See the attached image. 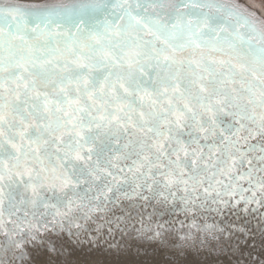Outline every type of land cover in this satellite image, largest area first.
<instances>
[{
	"label": "rangeland",
	"instance_id": "1",
	"mask_svg": "<svg viewBox=\"0 0 264 264\" xmlns=\"http://www.w3.org/2000/svg\"><path fill=\"white\" fill-rule=\"evenodd\" d=\"M49 1L42 7L77 0ZM180 1L164 0L166 18L180 10ZM206 2L246 16L257 32H264L262 15L247 7L264 12V0H195L191 7L210 11ZM19 5L16 0H0V8ZM127 16L129 20L122 18V26L116 25L121 30L128 22H137ZM156 23L167 25L164 20ZM0 31V48L10 50V55L0 51V175L5 183L2 191L7 188L0 192V223L9 222V228L15 226L17 231L30 218L34 228L33 233L20 230L22 235L13 239L6 237L8 228L0 231V264H264V119H255L257 105L243 107L229 100L219 107V102L211 103L218 99L204 89L197 90L203 100L179 86L168 90L171 70L180 67L184 71L186 66L174 57L181 59L184 52L190 55L201 47L189 43L187 51L183 43L172 45L165 36L156 37L157 29L141 26L138 34L144 37L145 32H153L155 50H166L161 60H153L158 67L169 65L168 75L158 73L167 88L165 84L160 89L154 85L145 88L143 80L133 77L130 86L136 89L126 100L101 102L110 99L93 92L102 84V75L117 78L122 66L136 72L143 63L131 59V63L115 65L119 70L114 72L109 57L113 55L89 43L105 38L93 26L82 31L80 42L73 44L65 37L58 43L60 48H53H84V44L87 51L82 56L87 57L77 61L81 55L76 54L70 62H65L68 55L49 58V51L45 58H35L38 54L28 52V42L34 41L24 30ZM194 33L200 38L201 32ZM183 35L181 42L197 40ZM206 36L204 33L203 38ZM50 40L54 42L47 35L36 42ZM171 51L178 57L169 55ZM104 59L106 67L98 71L101 66L95 64L100 60L104 64ZM77 80L78 87L71 86ZM85 81L97 83L87 82L92 85L85 90L91 103L78 96ZM71 96L81 106L75 111ZM238 97L232 99L238 103ZM128 103L134 110L121 116ZM108 104L113 116L106 109L98 117L85 116ZM57 111L67 118L79 115L77 128L68 131ZM49 165L57 166L47 170ZM30 167L51 171L53 180L37 188L31 185L33 190L22 186L23 182L15 183V178L6 179L9 169L19 168L29 176L27 180L36 182L38 171L27 174ZM140 170L147 172L140 177L145 181L135 177ZM17 186H21L18 198L17 188L9 189ZM47 191L46 199L54 202H43L39 212L25 210L31 201L27 196L32 193L40 199ZM12 204L16 206L11 213L7 206ZM36 213L38 217H34Z\"/></svg>",
	"mask_w": 264,
	"mask_h": 264
},
{
	"label": "bare ground",
	"instance_id": "2",
	"mask_svg": "<svg viewBox=\"0 0 264 264\" xmlns=\"http://www.w3.org/2000/svg\"><path fill=\"white\" fill-rule=\"evenodd\" d=\"M16 1H19L21 5L11 8H0V22H2L0 23V30H2V32H7V34H9L14 28L16 31L20 30L22 32V30H24V34L31 37V39L34 41L32 42V44L28 42L29 46L31 47V50H29L28 52H31L33 55L38 54V56H36L35 58H45L49 51L51 55L48 54V56H50L49 58L51 59H55V57L56 59H61L63 56L68 55L70 56V58L66 59L65 62H70L72 59H74V57L72 56L80 54L81 56H78V58L76 59L77 61L83 60V58L87 57L85 55L82 56V54L86 53L87 51V48H85L84 44V48H82L80 45H75L74 47L73 45H68L69 47L67 50L64 49L65 51H58L54 50L53 48H60L61 46L58 43L63 42L62 40L67 38H70V42H74L73 44H75L76 42H80V34H82V31L89 29L90 26H93L94 31H97V33L104 35L105 38L89 43L92 45L98 44L97 47L101 46L103 47L102 50L107 51L106 53L109 52L108 54L110 55H113L109 57L112 58L111 68H113L114 72L119 70V68L115 67V65H118L119 63H131V61L135 59L137 62L143 63L141 65H138L139 67L136 72H134V68L129 70L126 66H122V72L120 71L118 72V74H116V76H118L117 78L112 77L113 75L110 76L109 74H107L105 80L104 76L102 74H99L102 75V84H100L99 88L93 92H96L98 94L100 92L99 95L102 98H110H105L101 102H107L108 100L111 102L113 98L116 103L126 100L128 95L134 92V90L136 89H134L133 86H130V81L133 79V77H137L136 81L139 82L143 80V84H145L143 86H145V88H147V86L154 85L155 87L160 89L164 84L167 88L166 82L164 81V79L163 81L161 80V76H159L158 73L163 75V73L166 72L165 74H167V71L170 70L169 65L163 66L164 68L160 67L159 65V68L158 65H155L153 60L156 58L161 60L163 57L161 54H166V50L164 48L159 49L158 51L155 50L156 41H154L153 32H145L146 35H144V37L138 34V29L143 26L145 28L149 27L153 31L157 29L159 34H157L156 31V37L160 38L161 36H165L167 39L166 42H172V45H175L174 42L183 43V49L185 48V50L187 51L190 49L189 43H194L195 46L198 45V47H201L197 48V50H195V52L190 55H186V52L183 51L184 54L181 59L180 56L178 57V55L174 54L173 51L169 53V55H177L178 58L174 57L175 60H178V63L184 62L186 66L184 71H181L182 69H180L179 67L177 69H172L170 75L167 74L169 76L167 80L169 79L168 82L170 81L168 90H171V88L174 90V85L176 87L179 86L181 90H184V92L194 95L197 100H203V97H201L202 95L200 96L201 93H199L197 90L204 89V91L210 93L211 95L215 96L214 98L218 99V101L215 100L211 103L214 105V103L216 104L217 102H219V107L221 104L223 105L224 103H226L225 101L229 100L236 103L238 106L243 107H254L252 105L256 104L257 108L254 111V115H256L255 119L258 121L264 119V32L262 30V32L259 31L261 34L257 32L256 29L250 25L246 16L243 17L230 9L222 8V6L210 2L205 3L207 5H214L207 6V8H209L208 10L210 11H201L199 10L200 8L196 9L193 6L191 7L195 0H181L179 4L180 10L172 14L170 13L167 18L166 14H164L165 12L162 10V3L164 2V0H159L160 2H157L158 0H87L86 2L77 0L65 6L46 5V7L42 6L50 2L49 0ZM93 1H100L101 4L99 6L94 5ZM187 4L190 7H186L188 6ZM156 6H160L161 8L158 7L157 10ZM247 7L251 8V11H257L262 15L264 19L263 11L256 9V7H253L252 5H249ZM251 11H246V13H248V16L253 15ZM127 14H130L132 15V17L137 18V22H135V24L132 22H128L124 24V27L121 30V28L117 27L116 25L122 26L123 19L129 20ZM182 18H185V20H183ZM191 19H193L192 22H190ZM161 20L167 22V25L165 26H168L170 28H164L165 26L163 27V25L156 23L157 21L161 22ZM206 23H209V25L207 24V27H205ZM210 26L211 28H209ZM116 30H118L119 32ZM196 30L201 32V35L199 34L200 38L196 36L198 34L194 33ZM214 31H216L215 35H213L212 33ZM204 33L207 34L205 38H203ZM183 34L193 35L194 37H197V40L195 42H181L185 40V36ZM47 35H51L54 39V42H52L51 40L49 42H36V40L44 39V37H46ZM210 37L212 38L211 40ZM56 40L58 42H56ZM254 41L258 46L254 43ZM115 42L120 43L115 44ZM196 42H198V44H196ZM19 45L21 46H18V48H21L22 44ZM0 51L3 54H5L4 52H6V54L10 55V50H8L7 52L3 50V48H0ZM165 59L167 60V58ZM106 60L107 59H104V64L100 63L101 60L98 62V65L95 64V67L101 66L99 67L98 71H103V67H106ZM229 62H231L230 65ZM129 65H131V67L133 66L132 64ZM171 65L172 63H170V66ZM209 65H211V68L209 67ZM228 67L232 68L229 69ZM46 69L48 68L46 67ZM217 73L219 74V76L217 75ZM93 75L97 74L93 72ZM124 75L128 79H125ZM77 82L78 80L71 86L78 87L76 84ZM87 82L92 84L95 83L93 81H85L82 83V88L78 96L80 95L79 98L85 96L83 100L89 97V94L86 95L85 90L92 88V85H88ZM117 84L121 85L119 89L116 87ZM71 86L69 85L70 88ZM70 88L68 89L70 90ZM72 91L73 90L69 91L68 93H73ZM137 93L141 95L140 92ZM225 94H229L227 96H229L230 99H228ZM233 95H237L235 97L239 96L238 99L242 102L239 101L237 103L236 100L232 99L235 98ZM54 97L53 99H55ZM72 97L73 96L70 97L73 100V102L71 101V107L72 110L75 111L81 106L77 102L78 100L75 102L74 98ZM94 97L97 96L94 95ZM87 100L88 103H91L89 99ZM97 103H99V101ZM109 105L110 104L100 109H92L90 110L91 112L86 113L85 116L98 117V115H101V112L105 109L109 110L111 116H113L111 111L112 109H110ZM125 107L127 109H123L124 107L122 108L123 110L119 109L122 110L119 113L121 114V116H125V114L130 113L134 110V107L131 103H128V105H126ZM57 112V116H59L61 120L64 118L65 126L68 131L72 130L73 128H77L75 122L79 120V115L77 117L76 115H74L75 117L70 116L67 118L63 114H61V111ZM241 114L243 116L245 115L243 113ZM245 117L248 116L245 115ZM85 122L86 121L84 119L82 123L85 124ZM56 145L60 147V144ZM51 166L49 165V168L47 170L51 168L56 169L55 167L57 165ZM32 167H30L31 169L29 170L26 169L27 174H29V172H35L37 170L38 173H36L37 176L35 177L37 179L36 182L31 179L27 180L29 176L26 177L24 174L25 171L19 168L12 170L9 169V172H7L9 174L6 175V179L13 180L15 178V183H24L25 185L22 186H27V189H33V187H30L31 185L36 186V188L41 187L44 183L49 184V180H53L52 175H54V173H50L51 171L38 170L37 168H42L41 165H37L36 170ZM135 173L137 174L135 177H139V180H144L141 178L146 177L147 172L140 170L139 172ZM125 174H127V172H125ZM70 176L72 177V174H70L69 177ZM4 184V179L2 180V175H0V192L2 191V186H4ZM11 184L14 183L12 182ZM20 187L21 186L9 188L10 191H14L16 190L14 188H17V190L14 191L15 195L17 194V198L19 197L21 192ZM33 190H35V188ZM48 191L44 193L42 192L43 195H41L42 197H40V199L36 194L35 196L37 197L35 198L33 197L32 193L29 196H27L28 193H22L25 197L27 196L31 200L28 201V203H30L25 210L31 209L32 212H39V208L41 207L43 202H54L55 199H46L48 196ZM15 195H11L10 199H14ZM11 202L15 203L14 200H11ZM16 205H18V203H16ZM16 205H8L7 208L11 209L8 211L12 213ZM35 215L38 217L37 213L34 214V217ZM30 221L31 220L29 218L27 226H25V224H21L22 227L18 228L17 231H15V226H13V228H9V222L8 224L0 223V231L4 233V230L8 228L6 237H8L9 239L16 238L22 235V232L20 230H30L31 232V230L34 229L31 227L32 225L30 224Z\"/></svg>",
	"mask_w": 264,
	"mask_h": 264
},
{
	"label": "water",
	"instance_id": "3",
	"mask_svg": "<svg viewBox=\"0 0 264 264\" xmlns=\"http://www.w3.org/2000/svg\"><path fill=\"white\" fill-rule=\"evenodd\" d=\"M80 1H81V2H84V1H85V2H86L87 0H80ZM250 18H251V17H250ZM254 19H255V18H253L252 20H254Z\"/></svg>",
	"mask_w": 264,
	"mask_h": 264
}]
</instances>
